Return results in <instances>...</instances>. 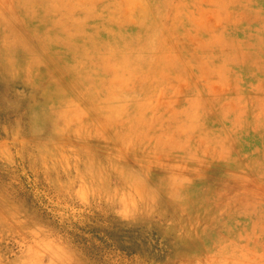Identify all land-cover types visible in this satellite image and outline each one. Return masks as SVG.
<instances>
[{
  "label": "rangeland",
  "instance_id": "obj_1",
  "mask_svg": "<svg viewBox=\"0 0 264 264\" xmlns=\"http://www.w3.org/2000/svg\"><path fill=\"white\" fill-rule=\"evenodd\" d=\"M0 264H264V0H0Z\"/></svg>",
  "mask_w": 264,
  "mask_h": 264
}]
</instances>
